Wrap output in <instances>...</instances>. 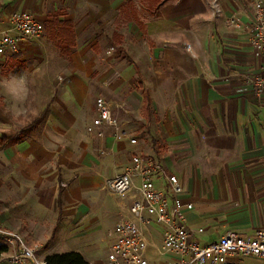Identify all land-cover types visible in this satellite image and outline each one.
<instances>
[{"label": "crops", "instance_id": "obj_1", "mask_svg": "<svg viewBox=\"0 0 264 264\" xmlns=\"http://www.w3.org/2000/svg\"><path fill=\"white\" fill-rule=\"evenodd\" d=\"M59 2L55 8L47 11L48 13L44 11V14L39 11L38 14L32 13L34 3H27V0H17L12 8L0 10L1 26L6 23L10 14L26 12L32 14L45 28L41 40L23 43L17 55L0 58V140H4L0 146V166L17 174L16 169L19 166L29 170L26 175L20 173L12 178L0 176V222L4 229L18 234L25 244L35 248V251L36 248H42L44 254L37 255L38 259L45 260L50 255L62 254L56 251L66 246L64 243L74 240L77 242L76 250H67L64 253L77 252L87 264L104 263L105 258H100L95 243L82 245L80 240H77L83 237L74 233L70 225L85 218L89 212L87 206L80 202L81 191H78V188L73 192L66 191L54 182V179L60 182L63 173H66L54 169L61 166L64 169L69 167L68 148L62 145H52L51 148L43 144L44 139L39 140V133H42L41 137L44 138L47 134L53 135L52 130H60L62 134L68 132L69 116L66 114L64 117L62 113L61 115L53 100L49 99L39 114H35V117L20 125L18 108L14 105L24 104L28 100L26 89L28 81L8 80L2 75L6 69L25 67L27 60L39 52L36 44L47 47L51 41L54 43L50 30L54 28L55 21L68 22L74 35L71 53L68 56L64 55L61 48L54 44L60 55L69 60L71 65L68 67L69 70L75 69L76 72L70 84L69 91L72 90V93L68 92L62 96L61 103L67 110L70 100L84 103L87 101L88 87L78 72H83L84 67L77 61L87 52L83 42L90 39L92 42L90 46L97 43V36L93 30L98 28L97 21L100 18L106 19L107 15L111 23H119V18L120 22L128 20L129 25H133L136 33H139L140 40L148 37L155 40L157 49L154 55L157 64L153 65L152 79L150 75H143L142 78L141 69L123 49H119V53L135 70L137 86L143 89L142 103L146 105L147 101L149 105V110H146V106L144 110L147 114L151 111L152 101L146 89L151 85L144 82L151 80L157 89L160 88L158 92L162 95V102L174 104L172 118L167 117L163 123L165 135L174 136L179 146L189 145L190 163L194 160L199 161L198 165L193 162L188 165L187 157L180 156L176 158L174 166L168 162L163 165L152 155L169 174L176 176L180 183L186 185L181 199L193 204V210L186 213L187 224L191 229L203 230L201 234H196V240L201 245H206L216 242L228 231L250 236L255 229L264 224V221L252 222L238 227L228 220L227 229H223L226 226H220L222 223H219L210 225L212 229L206 231L203 228L205 223L201 209L200 213H196L199 209L196 208V204L204 199L227 203L246 200L264 203V95L256 97L245 82V77L258 76L264 68V55L251 42L253 5L255 2L264 4V0H66L64 4H61L62 0ZM142 10L148 15V19L143 22L138 18V11ZM231 19H234L237 27L230 25ZM116 32L112 33V38L118 42L122 41L123 37ZM98 95H103L109 100L101 92L96 94L95 99ZM95 99L93 108L96 117ZM147 114L144 118L146 123L151 119ZM55 120L61 121L60 129L55 127L57 125ZM105 137L107 142L112 140L109 133ZM117 146L121 148L123 145ZM224 152L237 153L233 155V158L237 159L233 165L213 167L204 164L207 160L220 159ZM208 153H212L213 156H208ZM227 158L231 159L229 153ZM247 160L254 162L249 165L241 163ZM81 166H78L79 169H82ZM41 167L53 170L48 172V176L47 173L45 176L35 175L34 169ZM31 168L33 170H30ZM89 182L96 184L98 180L85 176L80 180L81 184ZM205 184L212 185L208 191L204 189ZM155 186L163 189L164 181L155 180ZM129 205V199L120 205L121 216L118 219L126 213ZM199 207L203 208L201 205ZM226 213L227 217L235 215L232 209ZM96 220L98 219L95 218L94 221ZM54 231L56 233L53 240L45 248ZM153 241L154 245H159L161 239L157 236ZM102 243L107 245L103 240ZM7 257V253L2 254L0 264H9ZM147 257L150 264H165L172 255L160 257L153 248H150ZM246 260L260 264L254 259Z\"/></svg>", "mask_w": 264, "mask_h": 264}, {"label": "rangeland", "instance_id": "obj_2", "mask_svg": "<svg viewBox=\"0 0 264 264\" xmlns=\"http://www.w3.org/2000/svg\"><path fill=\"white\" fill-rule=\"evenodd\" d=\"M59 1L61 0H27V3H34L31 9L32 13L38 14L37 11H39L44 14V11L48 13L47 11L55 8L60 3ZM65 1L62 0L61 4H64ZM15 3H17V0H0V10L1 8L2 10L12 8ZM138 18L143 22V20L146 21L148 19V15L143 13V10L141 12L138 11ZM108 19L107 15L106 19L100 18L97 21L98 28L93 30L97 36V43L90 46L92 44L90 39L83 42L85 44L84 49L87 52L85 56L77 61L78 64L83 65L81 67H84L83 72H78L85 79L88 87L87 101L84 103L80 104L76 100L75 102L70 100L69 110L64 108L61 103L62 96L67 95L68 92L72 93V90L69 91L70 84L76 71L75 69L69 70L68 67L71 66L69 60L60 55L58 48L52 41L47 47L36 44L35 46L39 48V52L27 60L25 67H17L13 70L6 69L2 75L8 80L19 79L28 81L26 88L28 100L24 104L14 105L18 108L20 125L35 117V114H39L49 99L53 100L60 114L62 113L64 117L66 114L69 116L70 128L68 132L62 134L60 130H52L54 134H47L44 138L41 137L42 133H39V140L44 139L43 144L51 146V148H53L52 145H62V147L68 148L69 167L67 166L66 169L62 166L55 168L54 170L58 169L59 172L64 171L66 173H63L60 182L55 179L54 182L58 187H62L66 191L73 192L76 188L81 191L82 199L80 202L87 206L89 212H87L85 218L70 225L74 233L81 234L80 236L83 237L77 241L80 240L82 245L84 243H95L98 248V254L103 259L107 254V245H104L102 240L103 242L108 240L107 232L110 228H113L114 222L119 220L118 218L121 216L120 205L128 201V198L114 199L109 195L108 192L102 189L105 182L115 174L123 171L129 165L128 162L131 155L135 154L153 155L163 165L168 162L171 166H174L176 158L180 156L187 157L188 165L190 163L189 145L179 146L175 142V137L172 135L170 137L166 136L163 129V123L167 117L172 118L174 104L163 103L162 95H159L158 92L160 88L157 89L151 80H145L144 82L151 85L148 88L146 87V89L149 91L152 101L151 111L147 114L146 110H144L145 105L142 103L143 89L137 86L135 70L133 66L125 62L119 53V49H123L136 66L141 69L142 78L143 75H150L152 79V68L153 65L157 64L156 55H154L157 49L155 40L149 37L140 40L139 33H136L133 25H129L128 20L127 22H120L119 18V23H111ZM115 31L120 37H123L122 41L118 42L112 38V33ZM79 40L81 41L80 37ZM59 78H62V81H59ZM98 92L104 93L112 102L122 129L130 138L136 141L135 145L127 144L126 140L120 143H114L112 140L107 142L105 140L106 137L98 139L94 135L87 133L88 125L95 118L93 107L94 99ZM146 114L151 118L148 123L144 121ZM55 123L58 125H55V127L60 129L61 121L55 120ZM118 144L123 146L118 148ZM228 153L231 159L227 158ZM235 154L237 155V153L224 152L220 159L204 160V164L213 167L225 164L231 166L234 164V160H237L233 158ZM211 155L213 156L212 153H208V156ZM192 162L198 165L199 161L194 160ZM253 162L254 160L241 161V163H246L247 165ZM79 165H82V169H79ZM30 170H33V168ZM34 170L35 175L42 176L47 173L48 176V172L53 169L41 167ZM28 171L23 166H19L16 169L18 174L26 175ZM18 174L0 166V176L5 175L12 178ZM83 176L95 177L98 182L96 184L92 182L81 184L80 180ZM185 186L182 184L183 189L186 188ZM211 186V184H205L204 189L208 191ZM260 202L246 200L245 202L232 201L227 203L221 200L207 201L204 199L196 204V208H199L196 213H200L201 209L205 223L203 228L206 231L212 229L210 225L219 223H222L220 226H226L222 227L223 229H227L228 223L226 221L228 220H230V223H235L238 227H243L244 224L249 225L252 222L264 221V203ZM198 204L203 208H200ZM77 207L78 205L75 208ZM229 209H232L235 215L227 217L226 212ZM95 218L98 220L94 221ZM64 244L66 246L58 249L56 253L76 250V241L73 240ZM43 254L42 248H36V256ZM243 262L244 264H257L249 260H243Z\"/></svg>", "mask_w": 264, "mask_h": 264}, {"label": "built area", "instance_id": "obj_3", "mask_svg": "<svg viewBox=\"0 0 264 264\" xmlns=\"http://www.w3.org/2000/svg\"><path fill=\"white\" fill-rule=\"evenodd\" d=\"M230 25L237 27L234 19ZM44 31V25L32 14H10L6 23L0 25V58L17 55L21 44L41 40ZM251 42L264 55V4L261 2L253 5ZM245 82L260 98L264 95V68L258 76L245 77ZM95 110L96 117L87 127L88 134L102 139L109 133L114 143L126 140L131 146L136 144L122 129L112 102L98 95ZM157 179L164 181L163 189L155 186ZM102 189L114 198L130 200L124 216L107 232L103 264H150L147 257L150 248L160 257L172 255L165 264H242L246 259L264 264V224L250 236L228 231L216 242L201 245L195 237L203 230L189 228L186 219L193 204L181 199L183 188L178 178L152 156L132 155L129 165L108 179ZM157 236L161 242L154 245ZM0 240L7 250L9 264H46L36 257L35 248L28 247L18 234L4 229L1 222Z\"/></svg>", "mask_w": 264, "mask_h": 264}, {"label": "trees", "instance_id": "obj_4", "mask_svg": "<svg viewBox=\"0 0 264 264\" xmlns=\"http://www.w3.org/2000/svg\"><path fill=\"white\" fill-rule=\"evenodd\" d=\"M52 39L58 47L61 48V51L64 55L68 56L71 53V49L74 46V35L71 28V25L68 22L55 21L54 28L50 30ZM146 110H149L148 102L146 101ZM4 140H0V146H2ZM62 190V189H61ZM61 190L58 195V208L61 207ZM56 231L53 232L51 238L46 243L45 248L49 246L51 241L54 238ZM6 248L3 245H0V257L2 254L6 253ZM46 264H87L82 256L77 252H69L62 254H53L45 258Z\"/></svg>", "mask_w": 264, "mask_h": 264}]
</instances>
